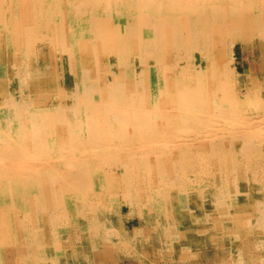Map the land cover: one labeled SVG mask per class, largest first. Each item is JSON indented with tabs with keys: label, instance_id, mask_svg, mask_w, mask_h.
<instances>
[{
	"label": "bare ground",
	"instance_id": "1",
	"mask_svg": "<svg viewBox=\"0 0 264 264\" xmlns=\"http://www.w3.org/2000/svg\"><path fill=\"white\" fill-rule=\"evenodd\" d=\"M0 264H264V0H0Z\"/></svg>",
	"mask_w": 264,
	"mask_h": 264
},
{
	"label": "rangeland",
	"instance_id": "2",
	"mask_svg": "<svg viewBox=\"0 0 264 264\" xmlns=\"http://www.w3.org/2000/svg\"><path fill=\"white\" fill-rule=\"evenodd\" d=\"M234 57L236 58L235 59L236 60V65L241 70L243 69L244 63L246 61H247V63H250L252 65L255 62L254 56L252 54V51H251L250 47L246 46L245 44H242L241 46H239V48H237L236 54L234 55Z\"/></svg>",
	"mask_w": 264,
	"mask_h": 264
}]
</instances>
